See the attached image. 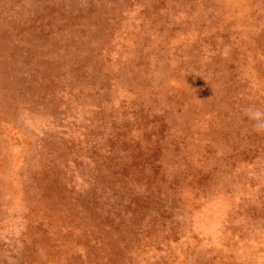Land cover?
Here are the masks:
<instances>
[{"label":"rangeland","instance_id":"obj_1","mask_svg":"<svg viewBox=\"0 0 264 264\" xmlns=\"http://www.w3.org/2000/svg\"><path fill=\"white\" fill-rule=\"evenodd\" d=\"M264 0H0V264H264Z\"/></svg>","mask_w":264,"mask_h":264},{"label":"clouds","instance_id":"obj_2","mask_svg":"<svg viewBox=\"0 0 264 264\" xmlns=\"http://www.w3.org/2000/svg\"><path fill=\"white\" fill-rule=\"evenodd\" d=\"M243 112L244 115L253 122V130L258 134L264 133V108L249 105L243 109Z\"/></svg>","mask_w":264,"mask_h":264}]
</instances>
